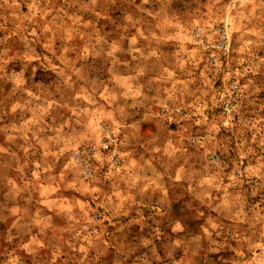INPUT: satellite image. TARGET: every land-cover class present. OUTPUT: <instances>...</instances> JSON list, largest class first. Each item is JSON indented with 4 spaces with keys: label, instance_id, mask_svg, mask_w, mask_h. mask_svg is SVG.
<instances>
[{
    "label": "clouds",
    "instance_id": "obj_1",
    "mask_svg": "<svg viewBox=\"0 0 264 264\" xmlns=\"http://www.w3.org/2000/svg\"><path fill=\"white\" fill-rule=\"evenodd\" d=\"M58 262L264 264V0H0V264Z\"/></svg>",
    "mask_w": 264,
    "mask_h": 264
},
{
    "label": "rangeland",
    "instance_id": "obj_2",
    "mask_svg": "<svg viewBox=\"0 0 264 264\" xmlns=\"http://www.w3.org/2000/svg\"><path fill=\"white\" fill-rule=\"evenodd\" d=\"M233 47H235V41L233 42ZM38 51H39V49H38ZM203 55H204V56H207V57H209V58H211L210 52H205ZM232 58H233V59L235 58V53L232 54ZM221 60L226 62L227 58L222 56V57H221ZM203 66H204V64H203V62H202V63H201V69H203ZM215 87H217V88L220 87V81H219V79H217V81H216V83H215ZM219 111H220L219 109H217V110H213V111H212V114H213V115L219 114ZM209 118H211V116H209ZM225 135H226V136H230V134H225ZM181 199H183V197H180L179 195H177L176 199L173 200V207H174V208H177V207H178V201L181 200ZM93 207H95V205H93ZM186 222H187L190 226H192V227H195V225H196V220H195V218H193V217H191V216H189V217L186 218ZM58 227H59V228H63V225H59ZM105 229H106V231L109 233V237H108V238H110V236H111V231H112V230H111V226L108 224L107 221H105ZM62 259L67 260V255H65ZM213 259H215V257H213ZM58 264H59V262H58Z\"/></svg>",
    "mask_w": 264,
    "mask_h": 264
}]
</instances>
